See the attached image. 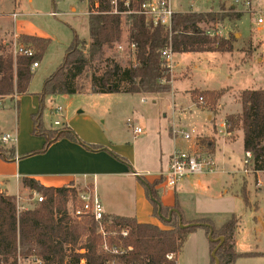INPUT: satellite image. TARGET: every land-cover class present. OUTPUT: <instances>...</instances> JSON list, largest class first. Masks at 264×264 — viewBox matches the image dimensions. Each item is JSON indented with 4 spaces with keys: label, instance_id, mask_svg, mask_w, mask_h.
<instances>
[{
    "label": "rangeland",
    "instance_id": "1",
    "mask_svg": "<svg viewBox=\"0 0 264 264\" xmlns=\"http://www.w3.org/2000/svg\"><path fill=\"white\" fill-rule=\"evenodd\" d=\"M254 1L257 3L259 0ZM170 3L173 11L178 12L216 11L221 13L227 11L230 6L236 12H241L242 15L239 19L226 17L220 22L199 23L200 27L211 33V35H218L232 40L233 50L230 52L174 53L173 61L176 64L174 72L178 73L186 67L191 72L190 77L182 76L176 78L173 82L172 88H176L175 97L172 94V88L170 91L162 93L124 94L113 92L102 93L103 95H101L100 93L80 92L52 96V106H61L68 118L87 116L94 121L98 128L87 126V133L93 136H85L84 139L75 132L78 137L77 142L68 138L57 140L70 142L69 147L58 146L53 148L49 151L48 156L44 158L48 148L57 141L51 143L42 151L45 138L32 133L31 114L36 113L39 109L38 93L42 89L44 79L63 61L66 49L74 38V34L86 43L89 42L88 3L86 0H0V43L11 41L12 38L19 43L17 40L19 34L17 33L37 35L49 39L46 50L41 60L38 61V67L32 69L33 75L29 85L30 94L28 93L27 98L16 105V110L29 116L32 124L30 135L41 137L44 142L39 148L17 153V161L26 160V163L29 162L30 168L41 170L43 159L47 160L44 162L45 167L52 168L55 167V160L66 157L67 163L62 164L59 168L77 170L81 168L68 167L70 162H74L70 159L87 162L94 158L101 159V157H104L103 155H107V157L111 155L116 160L117 158L114 155L116 153H112L113 151L110 149H108L110 153L104 150L105 154L96 156V153H93L95 150L90 148L94 145L103 146V144L93 139H97L95 136H101L102 133H105L110 135L111 138L115 136V139L119 141L127 140L131 142L129 145L132 142L136 143L140 163L143 164L138 168L152 170L148 165L152 163L151 157L147 159L148 157L143 152L145 146L143 140L146 137L144 135L146 133L148 135L149 131L145 130L144 133L139 134L140 136L134 139L135 135L132 132V127L127 124L128 120L131 125H133V121H138L141 126H145L143 120L140 121L139 116H148L158 126H161V132L163 131V125L165 127V125L171 124L172 121L175 124L174 126H182L187 132L194 128L193 133L189 131L191 133L190 139H183L182 136L176 135L180 141L192 144L196 137L197 142H199V139L207 140L210 137L203 133L207 125L212 129V120H208L210 113L214 115L222 113V115L224 114L222 117H225L226 114L241 112L240 91L250 88H264V27L258 28L255 25V14L247 11L243 0H239V2H236V0H170ZM126 36L127 25H124L121 40L124 49ZM27 46L32 47L30 44ZM12 48L6 51L12 52ZM105 57L115 59L123 66H127L129 61H135L133 54L118 52L115 45L106 50ZM169 75L171 79V72H169ZM78 82L87 86L89 79L82 76ZM195 87L203 89L228 87L227 92L216 104L217 112L214 113L210 106H202L203 100L198 99L202 105H196L191 98L190 91H188L190 88ZM48 97L50 96H45L44 99L45 108L42 112V122L46 128L56 129L60 125H54L53 122L54 120L61 122L62 117L56 110L49 112L47 108ZM69 101L71 103L66 109ZM33 103H36L37 109L31 112L30 108ZM13 110L12 104L7 102L4 103V106L0 104V132H4L12 124ZM81 125L86 124L81 123ZM217 126L219 127V124ZM141 129L143 131V127ZM240 131L241 129L235 130L233 132L235 134L232 133L231 142L226 143L224 140H229V138L226 137L224 127L221 126L220 133L215 127L212 133H218L219 136L214 137V139L219 141L213 155L205 145H201L199 142V145L193 151L204 155L209 154L212 166H210V169L206 166L200 174L188 176L192 182V188L189 191L180 193L177 190L178 193L176 194L175 189L177 187L169 188L164 182L160 183L159 190L163 192V202H176L180 210L181 208L184 209L186 218L189 216V218H194V221L202 217H211L214 220V225H219L232 215L238 217L239 221L234 241V249L238 255L235 257L233 264H264V254H261L264 253V170L255 171L249 165L247 166L248 170L244 171L245 157L242 148V134L239 136L236 133ZM16 142L17 135L14 141L15 151ZM73 144L79 145L86 151V148H89L90 152L87 151L90 153L88 159L83 157L86 152H77L72 148L71 145ZM38 156L39 158L29 160ZM77 163L83 165L80 162ZM115 167L119 168L116 164ZM21 170L25 169L22 167ZM153 176L151 173L144 174L147 180H150ZM185 178L181 179L177 185ZM197 179L200 183L197 182ZM134 180L135 178H131L128 182L123 177H115L112 181V188L108 187L106 180L100 179L98 181L99 195L103 200L114 204V210L116 211H112L113 213L129 215L125 207H117L116 196L120 188H124L132 195ZM90 183L88 180L79 178L66 185L75 190L73 201L74 199L77 201V195L80 191L92 190ZM0 187L9 195L18 193L16 199H18L20 206L28 208L33 206L32 192L28 188L19 186L14 177H10ZM243 190L246 191L248 205L242 197ZM105 210L110 212L106 208ZM152 216L157 219L153 214ZM156 224L161 228L166 227L160 221ZM209 242L210 240L204 228L197 226L188 233L183 242L177 255V264H210Z\"/></svg>",
    "mask_w": 264,
    "mask_h": 264
},
{
    "label": "trees",
    "instance_id": "2",
    "mask_svg": "<svg viewBox=\"0 0 264 264\" xmlns=\"http://www.w3.org/2000/svg\"><path fill=\"white\" fill-rule=\"evenodd\" d=\"M87 5L91 9L93 1L88 0ZM99 8L106 11L108 3H101ZM241 15L242 13L236 12L232 6L221 13L175 12L172 16L170 35L172 52L232 51V40L210 36L199 23L220 22L226 17L239 19ZM124 25H127V41L136 46L135 61H129L127 66L105 57L107 49L121 42ZM88 33V43L74 34L63 61L44 79L42 89L38 93L39 109L31 114L32 133L45 138L42 151L61 138L78 141L77 135L67 124H61L56 129H48L43 125L42 112L47 95L80 92L147 94L168 92L171 89L170 75L161 58V49L168 38V33L162 27L146 26L143 16L139 14L121 17L110 13H89ZM17 40L19 43L32 45L34 54L15 56L10 51L0 52V98L29 93L33 75L31 66L41 60L49 43L48 38L26 33H20ZM82 76L89 79L87 86L79 84L78 80ZM227 88L192 89L190 95L197 106L202 105L198 100L201 97L204 102L202 106H210L215 113L216 104L227 92ZM239 99L241 112L225 116L226 132L232 136L235 130L241 129L243 151L251 152L252 168L256 171L264 170V88L244 89L240 91ZM200 142H210L208 145L211 147L213 145L211 140L200 139ZM90 148L96 150L102 146L94 145ZM114 155L116 158H122ZM0 158L6 161L17 158L14 143L0 144ZM146 182L148 186H143L152 205V214L166 226L165 228L153 223L138 222L134 216L108 215L105 212L99 222L91 215L77 217L72 212L78 205L75 199L73 201L75 190L66 185L45 186L33 177H22L21 187L39 193L43 200L32 201V207L18 210L16 195L0 192V257L8 258L19 248L21 254L28 255L33 252L46 264H63L66 260L78 264L81 258L85 259V264H108L113 259L115 264H176L175 260L168 259L166 255L172 252L176 257L188 233L197 227L181 228L179 223L194 222L207 224L208 226L200 225L207 235L209 226L212 228V238L217 240L209 242L210 253L220 242L219 237H223L216 250V257L219 264H233L238 255L233 245L238 217L232 215L219 228L215 227L210 218L186 221L176 202L173 206L162 205L156 190V186L162 182L161 179ZM242 197L248 205L245 190L242 191ZM157 202L161 204L164 217L168 216L171 208L177 210V213H172L170 221L158 216ZM100 226L108 232L109 245L121 246L126 249L124 253L114 255L102 251L103 237L99 233ZM124 228L128 229L126 236L120 234ZM210 264H214L212 256Z\"/></svg>",
    "mask_w": 264,
    "mask_h": 264
},
{
    "label": "crops",
    "instance_id": "3",
    "mask_svg": "<svg viewBox=\"0 0 264 264\" xmlns=\"http://www.w3.org/2000/svg\"><path fill=\"white\" fill-rule=\"evenodd\" d=\"M74 11H75V9H74ZM175 12H178V11H175ZM184 12H187V11H184ZM17 34H20V33H17ZM208 34L210 36H218V35H211V33H208ZM0 44H2V45H0V52H1V51L9 50L10 48H12L14 45L17 44V41H16V39L14 40L12 38L11 41H4V42H1ZM201 52H204V51H201ZM38 65L39 64H37V66L34 68H37ZM175 65H176L175 62L173 61V67L171 70V79H170L171 88H172V84L176 78H179L182 76L190 77V74H191L188 67H186L185 69L181 70L178 73H175L174 72ZM219 88H213V89L204 88L203 89L200 87H195V88H190L188 91H191L192 89L215 90V89H219ZM221 88H223V87H221ZM171 90H173L172 94L175 97L176 88L173 87ZM119 93H124V92H119ZM29 94H30V90H29ZM29 94L4 96V97L0 98L1 106H4L5 102L13 105V109H14L13 110L14 111L13 122L7 128V130H5L4 132H0V136L3 135L4 133H12L14 135L15 140H16V135H17L16 154L22 153V152L29 150V149L39 148L42 146V144L44 142L43 138L36 137V136L34 137V136L30 135V130H31L32 124H31V121L29 120V116L26 114H23V113L21 114L19 110H16V105H19L20 102H22L25 98H27V96ZM100 94L103 95V94H107V93H103V94L100 93ZM47 96H50V95H47ZM52 102H53L52 96L48 97L47 108H48L50 113L53 112L54 110H56V112L60 114V116L62 117V120L60 122L61 124H67L70 128H72V130H74V132H76L83 139L86 138L85 136H93L92 134L89 135V133H87L86 128H87V126H91L92 128H98V126L94 123V121L90 117L82 116V117L68 118L67 115L64 113V109L59 105L52 106ZM70 103L71 102L69 101L67 106H66V109ZM36 109H37L36 103H33L31 108H30V111L34 112V111H36ZM223 115H222V113H220L219 115L218 114L214 115V114L210 113L208 115V120H212V129L209 127V125H207V128L203 133L205 135L210 136L209 138H207V140L212 141V143H213L212 147L210 145H208V144H210V142L202 144L200 142V139H199V142L201 143V145H205L206 148L208 150H210L212 155L214 154L215 148L218 145V141H219L217 139H214V137L217 138L219 136L218 133L221 132V126L224 127L226 137L229 138V140H224V141L227 143V142H231V140H232L231 135L226 132V127H225V122H224L225 117H222ZM139 117L141 118L140 121L143 120L145 126H141V124L138 121H133L132 123L134 125H138V126L143 127L142 133H144L145 130L147 132L149 131L148 135H147V133H146V135H144V137L145 136L146 137L143 140V142H145V146L143 147V152H145L146 156L148 157L147 159H149V157H151L152 163L148 164V165H149V167H151L152 170H148L146 168H142V169L138 168V166H141L143 164L140 163L139 152L137 151L138 146H136V143L132 142V144L129 145V143H131V142H128L127 140L119 141L118 139H115V136L113 138H111L110 135L102 133L103 135L95 136L97 139H93V140H95L96 142H98L100 144H103L102 147H104V148H102L100 150H95V151H93V153H96V156H99L100 154L106 153L104 150L108 151V149H110L111 151H113L112 153H116L117 155H119L122 158H117V159L115 158L116 160H114L113 159L114 157H112L111 155H108L109 157H107V155H103L104 157H101V159L100 158H94V159H91L87 162H84L83 160H79V159H70V161H74V162H70L68 164L69 165L68 167L76 166V167L81 168V169H77V170H72V169L66 170L63 168H59V167H61L62 164L67 163L66 157H62V158L55 160V167H52V168H46L44 162H46L47 160L43 159V166H42L41 170H39V169L33 170L32 168L29 167V165H28L29 162L26 163L27 162L26 160L17 161L16 160L17 158H16L15 160L6 161V160H3L2 158H0V185L3 184L5 181H8V179L10 177H14L18 181L19 186H21L20 179L26 175H28L26 177H33V178L37 179L40 183H42L45 186L67 185L71 181H75L79 178H82V179H85V180H88L91 182L90 185L92 186V189L96 192L100 201L102 202V205L104 207V212L106 214H108V215H120V214H115L112 212V211H116V210H114V204L109 203V202L103 200V198H101V196L99 195V187H98L97 183L100 179H103V180H106L108 187L112 188V185H113L112 181L115 177H119V178L123 177L124 180H128V182H130L129 179L135 178V180L133 181V184H134L133 185V192H132L133 196L131 195V193H128L127 190L125 191L124 188H120L117 191V196H116V198H117L116 203H118L117 207H119V208L125 207L127 209L126 210L127 213H129V215H125V216H134V217H136L138 222L156 224L159 222V220H158V218L156 219L152 216V205L150 204L149 200L147 199V197L145 195L144 186H143V183L141 182L139 177H141L142 179H144L145 181H148V182H151V181L157 179L158 173L167 168L168 163H169V159H170V155L175 149H184L186 151H193L199 145V142H197V140H196L197 137H196L192 144H187L185 141H182V140L180 141L178 139L177 136H180V135L173 136L171 133L172 125H175L173 121L171 124H168L167 126L165 125V127L163 125V127H162L163 131L161 132V126H158L153 121L152 118H149L148 116H145V117L139 116ZM214 118H216V119H214ZM81 123H84L86 125H81ZM217 124H219L220 128L217 126ZM215 127L218 130V133H212ZM178 128H182V126H180ZM192 130H195V129L191 128L189 131H192ZM142 133H140V135ZM236 133L239 136H241V134H242L241 131L236 132ZM233 134H235V133H233ZM140 135L134 136V137L132 135V137L134 139H136ZM141 143H142V141H141ZM69 144H70V142H68L66 140H61V141L55 142L54 144H52L48 148L46 154L44 155V158L48 156V153L51 149L56 148L58 146H62V147L67 148V147H69ZM71 146H72V148L77 150V152H86V155L83 156L84 158L88 159V157L90 156L89 148L85 147L87 149V151H89V152H87L85 149H83L82 147H80L77 144H75V145L73 144ZM98 152H104V153L98 154ZM108 152L110 153V151H108ZM34 158H39V156L38 157H32L29 160H32ZM77 162H80L83 165L81 166V164H78ZM115 164L117 166H119V168L118 167L116 168ZM22 167L25 170H21ZM145 173L146 174L151 173L154 176L150 180H147L144 177ZM190 179H191L190 177H187L184 180H182L178 185H176L174 187V188L177 187L175 189L176 194L178 193L177 190L180 193H183L185 191H189L192 188V182ZM197 182L200 183L199 179H197ZM159 186H160V184H158L156 186V190L159 194L162 205L173 206L174 201L173 202H163V200H162L163 192L159 190ZM0 190L4 191L1 189V187H0ZM105 208L108 209L110 212H107L105 210ZM180 211L183 215V218H185L186 221H194V218H189V216L186 218V213L184 212V209L181 208ZM202 218H200V219H202ZM204 218H210L214 223V220L211 217H204ZM222 224H219V225L215 224V227L219 228ZM216 225H218V226H216ZM234 241H235V232L233 235V245L235 244ZM177 255H178V253L176 254V262H177Z\"/></svg>",
    "mask_w": 264,
    "mask_h": 264
},
{
    "label": "built area",
    "instance_id": "4",
    "mask_svg": "<svg viewBox=\"0 0 264 264\" xmlns=\"http://www.w3.org/2000/svg\"><path fill=\"white\" fill-rule=\"evenodd\" d=\"M88 3V0H86ZM93 7L87 11L89 13H110L117 14L121 17H125L131 14H139L144 18L145 25L148 27L160 26L168 33V38L164 47L161 49V58L163 60V66L167 69L168 72H171L173 67V52L171 50V25H172V16L175 13L171 7L170 0H92ZM244 6L247 11L255 14V25L258 28L264 27V0H259L257 3L254 0H243ZM103 2L108 3V9L106 11L100 10V4ZM239 2V0H236ZM234 6V5H233ZM55 14L54 12L52 13ZM125 49L121 42L116 43L115 47L118 52H126L130 55L135 52L136 46L133 42L125 41ZM126 50V51H125ZM13 55H27L31 56L34 54V49L30 46H27L22 43H17L12 48ZM37 62H34L31 66V69L37 66ZM200 101L203 99L200 97ZM54 125H61L59 120H54ZM128 126L132 127V132L135 136H138L142 133V129L138 125H131L128 121ZM194 130L191 131L193 133ZM171 133L173 136L180 135L184 139H190L191 133L185 131L183 128H178L174 125L171 127ZM14 135L12 133H4L0 136L1 144L14 143ZM206 154V153H205ZM209 155V154H208ZM208 155L201 154L196 151H186L175 149L169 159L168 166L165 170L160 171L157 175V179H161L162 182L169 188H173L177 183L190 175L200 174L204 171L207 166L209 169L212 166L211 157ZM244 171L246 172L247 166L253 164L252 154L250 151L244 152ZM256 171V170H255ZM1 192V190H0ZM18 194V193H17ZM16 194V196H17ZM32 201L37 200L38 202L43 200V196L37 192H32ZM18 198V196H17ZM78 205L75 207L72 212L75 216L81 217L84 215H91L93 219L97 222L101 221L104 214V207L100 201L96 192L92 190H83L80 191L77 195ZM28 207L20 206L17 199V209L25 210ZM99 233L103 237V243L101 246L102 251L110 252L114 255H120L125 252L126 249L121 246L109 245L106 232L103 226H100ZM128 229L124 228L121 230L120 234L126 236ZM114 234V233H112ZM129 248V247H128ZM127 248V249H128ZM83 252V250H80ZM168 259H173L176 262V257L174 253H168L166 255ZM177 263V262H176ZM0 264H46L41 258H39L35 253H30L24 255L20 253L19 248L14 255L8 258L0 257ZM63 264H72L69 260H66ZM78 264H85V259L81 258L78 261ZM108 264H115V259L108 262Z\"/></svg>",
    "mask_w": 264,
    "mask_h": 264
},
{
    "label": "water",
    "instance_id": "5",
    "mask_svg": "<svg viewBox=\"0 0 264 264\" xmlns=\"http://www.w3.org/2000/svg\"><path fill=\"white\" fill-rule=\"evenodd\" d=\"M138 176V175H137ZM139 177V176H138ZM140 178V180H141V182L143 183V184H145L146 186H148V184H147V182L144 180V179H142L141 177H139ZM151 197V196H150ZM157 214H158V216L159 217H161V218H164L166 221H170L171 220V217H172V213L173 212H176L177 213V210L175 209V208H171L170 210H169V212H168V216L167 217H164L163 215H162V213H161V204L159 203V202H157ZM181 217H179V219H180ZM200 225H206V226H208L207 224H201V223H194V222H191V223H187V224H182L181 222L179 223V226L181 227V228H185V227H190V226H200ZM209 229H210V231H209V234H208V239L210 240V241H215V240H217V239H214V238H212V228L209 226ZM219 240H220V242L218 243V245H217V247L215 248V249H213V251L211 252V256L214 258V264H219V260H218V258L216 257V250H217V248H218V246L222 243V241H223V237H219Z\"/></svg>",
    "mask_w": 264,
    "mask_h": 264
}]
</instances>
